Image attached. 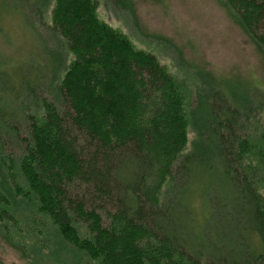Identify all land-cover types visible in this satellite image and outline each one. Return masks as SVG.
<instances>
[{
  "label": "trees",
  "instance_id": "16d2710c",
  "mask_svg": "<svg viewBox=\"0 0 264 264\" xmlns=\"http://www.w3.org/2000/svg\"><path fill=\"white\" fill-rule=\"evenodd\" d=\"M3 2L35 28L45 57L0 67L8 238L33 230L19 241L60 264H264V89L243 97L203 74L177 79L102 22L97 0H54L50 24L52 0ZM224 5L264 51V0ZM196 184L200 227L188 202Z\"/></svg>",
  "mask_w": 264,
  "mask_h": 264
},
{
  "label": "rangeland",
  "instance_id": "374dc122",
  "mask_svg": "<svg viewBox=\"0 0 264 264\" xmlns=\"http://www.w3.org/2000/svg\"><path fill=\"white\" fill-rule=\"evenodd\" d=\"M53 1L45 11V24L52 23ZM223 1L97 0V15L102 22L126 34L136 48L153 53L177 79L188 77L192 81L195 76L200 80L203 74L221 86L229 83L228 90L245 97L249 86L259 85L264 89V51L234 21ZM33 59L45 63L43 41L21 11L0 0V67L10 70ZM195 138L193 130H188L186 148L191 149ZM5 147L8 152L16 151L11 145ZM197 186L190 190L188 202L194 223L200 227L207 206ZM99 213L107 225L105 212ZM1 224L2 264H60L37 259V248L30 250L29 243L24 245V241H19L21 236L34 235L33 230L24 228L25 231L10 240Z\"/></svg>",
  "mask_w": 264,
  "mask_h": 264
}]
</instances>
